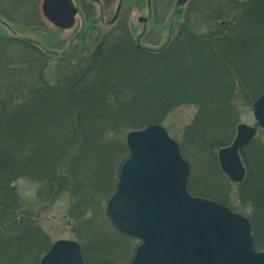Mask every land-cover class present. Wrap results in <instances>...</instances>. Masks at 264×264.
Returning a JSON list of instances; mask_svg holds the SVG:
<instances>
[{
    "label": "trees",
    "instance_id": "16d2710c",
    "mask_svg": "<svg viewBox=\"0 0 264 264\" xmlns=\"http://www.w3.org/2000/svg\"><path fill=\"white\" fill-rule=\"evenodd\" d=\"M248 3L239 6L235 2L230 9V3L225 2L199 7L196 13L207 19L210 27L203 32L219 28L209 33L215 37H197L185 23L177 39L159 52L140 49L126 35L118 39L110 37L86 59L85 70L74 75L69 88L48 84L46 76L51 71L45 72L47 64L41 58L36 60L42 66V74L38 81L29 83L24 75L31 66L26 62L24 66L5 68L1 55L6 47H3L5 43L0 45V73L9 77L10 83L6 89L8 94L0 88L1 254L12 250L14 244L20 248L37 244L30 236V226L25 224L27 218L16 210L17 197L10 195L17 181L29 178L48 184L54 180L62 182L65 189L73 179L77 186L73 192L79 197L80 183L94 178L98 184L94 193L98 192L104 181L102 173L109 170V155L114 153L115 167L122 150L125 157L119 166L129 155L125 133L160 125L162 120L154 121L156 115L167 114L168 110L183 104L201 107L200 111L207 113L209 109L203 108L210 102L219 103L217 108L210 109L214 113L218 112L216 109H231L237 86L252 84L256 92L252 98L261 95L264 91V0ZM186 49H191L197 57L190 54L194 64H183ZM24 50H29L24 59L31 54L34 58L38 56L32 49L25 47ZM234 59L238 60L235 64ZM74 63L70 61L67 65ZM85 104L95 109H86ZM62 105L63 109H58ZM71 106L76 109H68ZM141 112L146 115L140 116V120L135 118ZM200 118L204 120L201 114ZM117 138L122 141L119 145L111 143ZM218 146L222 149L228 145ZM58 158L60 165H56ZM104 158L108 168L102 170ZM66 161L71 162L66 165ZM9 210L12 211L9 213ZM73 214L72 219L83 220L82 211ZM253 237L256 245L254 228Z\"/></svg>",
    "mask_w": 264,
    "mask_h": 264
},
{
    "label": "rangeland",
    "instance_id": "374dc122",
    "mask_svg": "<svg viewBox=\"0 0 264 264\" xmlns=\"http://www.w3.org/2000/svg\"><path fill=\"white\" fill-rule=\"evenodd\" d=\"M74 1L76 3L79 2L84 7L82 16L76 18V25L72 29L73 31L59 32L47 23L46 29L49 37H55V40L62 42V45L52 47L47 44V47L52 49L50 50L52 51L51 53H55L57 56L41 57L42 63L47 64L44 67L45 72L51 71L46 76V80L49 81L48 84H60L61 88H69L72 85L75 74L82 69L85 70L86 64H83L86 59L88 61L92 54L110 37L118 39V36L123 37L126 35L135 44L138 43L140 47L148 51L159 52L165 45H170L177 39L185 23H188V26L196 33L197 37H215V35L209 33L217 29L220 30L219 28L214 27L211 28L213 29L212 31L203 32L210 27L208 20L196 13L199 7H204L207 3L220 5L225 2L230 3L228 6L230 9L235 2L239 3V6H245L249 4L250 0H189L187 5L182 8H176V0H152V19L147 10L146 0H121L123 6H120V16L114 26L109 24L114 18L119 0L114 2L97 0L101 2V7L104 6L106 11L104 25L99 23L100 11L98 5H94L89 0ZM8 2L10 1L5 0V6ZM3 4L1 7H5ZM106 4L109 5L106 6ZM90 6L95 9L94 19L97 22L98 31L89 35L84 34L81 39L70 47L71 39L75 37L81 25L86 22L85 18L87 19V15L85 12L91 9ZM139 18H145L150 21L145 26V24L139 23ZM234 22L236 23L237 20L230 23L233 24ZM3 28L0 21V31L6 33ZM145 30L147 33L143 36ZM8 45L7 43L3 44V47L5 46L6 48L1 55L5 68L9 69L11 66L17 68L24 66L23 64L27 62L28 64L26 65L31 67H29L28 74L24 75L25 80L29 83L38 81L39 74H42L40 71L42 66L36 60L39 57L34 58L33 54H31L27 57L28 59H24L29 50H24L25 48L19 44L10 48ZM236 45L237 42L235 43ZM69 50H71L73 56H70ZM77 54L81 56H76ZM190 54L195 56L191 49L184 51V65L192 63ZM64 55H66L65 58L69 57L67 61L75 62L74 65H67L69 62H66L65 58H60ZM194 58L197 57L195 56ZM237 61L234 59V64ZM219 75L221 77V74ZM8 78L0 73V88L5 94H8L6 89L10 84ZM253 87L252 84L251 86L250 84H245L242 87L237 86L236 91L233 92L231 109H216L218 112L214 113L210 109L217 108L219 103L210 102L203 108L209 109L207 113L206 111L201 112V107L183 104L168 110L167 114L156 115L154 121L162 120L163 123L160 126L164 127L169 136L180 146L181 153L190 167L188 183L191 194L195 197L219 202L252 221L254 236H256L257 240L256 249L259 252H264V201L259 200V198L264 199V130L258 127L254 117V102L264 94V91L253 99L252 97L256 93L252 89ZM40 92L42 93V91ZM63 106L58 109H63ZM85 107H87L86 109H95L88 104H85ZM51 109L57 108L53 107ZM68 109L76 108L71 106ZM222 112L225 115H221ZM200 114L204 119L202 121ZM142 115L146 114L141 112L135 118L139 117L140 120ZM239 125H247L259 130L255 140L240 152L246 169V177L241 184H235L222 172L218 160V152L220 151L218 144L226 143L228 146L231 145L236 138ZM129 133L131 132L125 133L127 148ZM113 142L119 145L122 141L117 138L111 143ZM124 157L122 150L117 160L118 167H115V155L112 152V156L109 155V159L111 158L109 170L103 171L104 181L100 184L102 186L98 189V192L94 193V187L98 186V184L94 181V178H90L86 182L84 180L80 183L82 187L78 188L81 192L79 197L75 196L73 192L74 188H77L73 179L72 183L69 181L68 188L66 187L65 189L62 186V182L59 184V182L54 180H51L48 184H40L36 180L29 178L17 181L14 184V189L10 191V195L17 197V204H14L16 210L23 213L27 218L25 224L30 226V236L33 237L32 240L37 241V244H28L24 248L14 244V247H11L12 250L8 252L2 251L4 248H1L0 264H39L52 245L60 240L79 243L86 264H131L140 241L117 232L106 215L107 204L116 191L120 169L129 155L120 167L119 164ZM106 159L104 158L103 162ZM60 162L61 160L58 158L56 165H60ZM70 162L66 161L65 164L67 165ZM92 163H94V157H92ZM101 165L102 170L105 167L108 168V163L106 162ZM54 182L56 185L52 187ZM258 194L259 197H256ZM81 195L83 196L81 197ZM91 197H94V199ZM255 201L260 204H256ZM78 210L84 214L81 222L72 219L73 213ZM11 211L9 210V213ZM25 224L21 223L23 227ZM3 243L6 242L4 241ZM41 244L43 246L40 247ZM2 247H4L3 244Z\"/></svg>",
    "mask_w": 264,
    "mask_h": 264
},
{
    "label": "water",
    "instance_id": "95a60500",
    "mask_svg": "<svg viewBox=\"0 0 264 264\" xmlns=\"http://www.w3.org/2000/svg\"><path fill=\"white\" fill-rule=\"evenodd\" d=\"M188 1L176 0V8ZM43 9L55 26L64 30L74 26L77 10L71 0H45ZM254 117L264 130V94L254 102ZM257 133L258 128L239 125L233 143L218 152L222 172L235 184L246 177L240 152ZM127 144L129 157L106 215L118 232L140 241L131 264H264L249 220L216 201L190 194L189 164L164 127L133 131ZM40 264L86 262L80 244L62 240Z\"/></svg>",
    "mask_w": 264,
    "mask_h": 264
},
{
    "label": "flooded vegetation",
    "instance_id": "af4514ba",
    "mask_svg": "<svg viewBox=\"0 0 264 264\" xmlns=\"http://www.w3.org/2000/svg\"><path fill=\"white\" fill-rule=\"evenodd\" d=\"M9 1L10 2H8L7 5L5 6V0H0V21H1V25L4 27L3 29L6 31V33H4L3 31H0V45H2L3 43H7V44L9 43V45L12 44V46L10 47H15L19 44L24 48L26 47L28 49H32L35 52H37L39 58L41 57L46 58V56H52V57L57 56L55 53L53 54L51 53L52 51L50 50L52 49L47 47V44L52 47L53 46L56 47L57 45L58 46L62 45V42L56 41L55 37L53 38L49 37L48 35L49 33L47 32V29H46V24L49 23L59 32L70 31L74 29L76 25V18L78 16L81 17L83 14V10H84V7L82 6V4H80L79 2L76 3L74 0H71L74 8L77 10V15L74 17V21H75L74 26L69 30H64V29H61L55 26L53 23H51L47 19L46 15L44 14V9H43L45 0H9ZM16 1L17 3L15 4ZM90 1L94 5L95 4L98 5L99 11H100L99 12L100 13L99 23L101 25H104V19L106 16L105 14L106 11H105L104 6L101 7L100 1L89 0V2ZM105 1L114 2L116 0H105ZM18 2L20 3L18 4ZM121 2L122 1L119 0L114 18L109 24L110 26H114L118 21V18L121 12V10L119 11L120 4L123 6ZM2 4L5 7H1ZM108 5L106 4V6ZM146 6H147L149 16L152 19V14H153L152 0H146ZM90 8H91L90 10L88 9L85 12L87 15V19L85 18L86 22L81 25L75 37L71 39L70 47H72L75 42L81 39L84 34L89 35L90 33H95L96 31H98L97 30L98 26H96L97 22L94 19L95 9L93 6H90ZM115 17H117L116 20H114ZM113 20L115 22H113ZM149 21L150 20L146 19L140 23V18H139V23L143 25L145 24V26L146 24L149 23ZM146 33L147 32L145 30V33L143 36H145ZM137 46L140 49L146 50L143 47H140L138 43H137ZM167 46L165 45L163 48H161V50H163ZM69 51H70V56H73L71 50ZM65 56L66 55L60 58L63 59L65 58ZM76 56H78V54ZM65 59H66V62H69L67 61L69 57H66Z\"/></svg>",
    "mask_w": 264,
    "mask_h": 264
}]
</instances>
